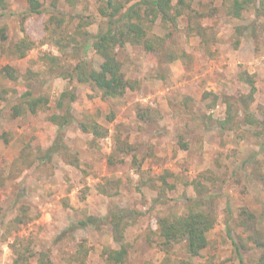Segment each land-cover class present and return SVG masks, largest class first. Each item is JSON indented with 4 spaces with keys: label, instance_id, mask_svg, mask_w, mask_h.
I'll use <instances>...</instances> for the list:
<instances>
[{
    "label": "rangeland",
    "instance_id": "rangeland-1",
    "mask_svg": "<svg viewBox=\"0 0 264 264\" xmlns=\"http://www.w3.org/2000/svg\"><path fill=\"white\" fill-rule=\"evenodd\" d=\"M39 1L46 11L27 16L26 32L35 44L23 57L15 46L25 35L21 23L28 0H7L8 9H0V264H15L17 250L27 248L48 251L55 264H70L81 242L89 249L84 264H106L104 249L119 247L106 218L117 207L134 214L125 230L124 264L160 263L166 253L159 245L158 219L186 212L188 198H202L215 224L199 256H191L185 242L175 243L170 255L176 263L264 264L259 3L234 16L233 0H186L190 7L177 28L160 18L153 24L151 33L163 39L158 51L129 44L117 48L126 77L139 87L122 98L104 99L66 75L80 59L100 61L92 38L85 41L83 34L107 29L100 1ZM54 9L65 23L52 33L46 21ZM6 65L15 68L16 79L1 73ZM241 71L257 79L247 108L242 100L249 88L239 79ZM66 90L77 99L71 103L74 120L61 130L49 116L62 112L56 104ZM26 91L48 95L50 102L35 114L15 117L12 108ZM229 102L235 106L231 119ZM147 106L158 113L151 121L139 117ZM111 111L114 121L106 118ZM87 119L107 126L109 135L94 143L78 124ZM116 137L134 145V153L115 152ZM58 144L59 152L50 150ZM74 157L79 165L71 163ZM87 216L99 220L76 226ZM36 258L26 264H37Z\"/></svg>",
    "mask_w": 264,
    "mask_h": 264
},
{
    "label": "trees",
    "instance_id": "trees-1",
    "mask_svg": "<svg viewBox=\"0 0 264 264\" xmlns=\"http://www.w3.org/2000/svg\"><path fill=\"white\" fill-rule=\"evenodd\" d=\"M99 1L101 3L99 11L103 16L108 18V27L106 30H99L96 35H90L88 31H85L83 34L86 36L85 41L92 38L93 50L99 56L100 61L96 64L87 58L80 59L66 75L67 77L70 76L72 79H76L80 83L89 84L93 90L101 92V96L104 99L122 98L129 90L137 89L139 82L126 77L123 71V63L118 57L117 48H123L129 44L143 46L148 52L158 51L163 39L157 34L151 33L153 24L160 18L163 23L174 25L177 28L179 17L184 15L185 9L189 8L190 4L186 0H178L177 4H173V0H136L127 7L128 3L132 0ZM257 2L259 3V6H256L257 11L259 14L264 15V0H233L229 11L234 16H240L244 9L255 4L257 5ZM28 3L29 8L25 12L21 23L25 35L15 46L16 52L21 57L25 56L26 52L35 44L32 37L26 32L25 21L27 16L30 13L42 14L46 11L42 2L39 0H28ZM0 9L4 11L8 9L7 0H0ZM48 14L49 17L46 21V27L50 32L55 33L65 23V16L59 10L55 9L49 11ZM146 18L148 22H145ZM85 23L87 24V21ZM1 73L10 79L17 78L15 68L10 65L4 66ZM239 79L249 88L248 94L242 100L247 108L249 102L254 99L257 89V79L247 71H241ZM76 99L77 96L73 91H64L56 104L57 108L62 112L49 116L50 121L57 124L61 130L74 120L71 103L75 102ZM49 102L50 98L48 95H35L31 91H26L21 95V101L13 106V116L18 117L28 111L35 114L39 109L47 106ZM234 107L233 103H228L227 119L232 118ZM155 115H158L156 108L150 106L140 108L139 117L144 121L153 120ZM261 115L263 116L261 123L264 124V108ZM115 116L113 111L106 114V118L109 121H114ZM248 119L249 123L260 122L257 118ZM227 121H225L224 125L228 123ZM78 124L84 133L92 135V141L94 143L99 142L101 138L109 135V128L96 119L79 121ZM62 135L60 133L58 136L59 140L62 138ZM180 143L186 149L187 145L184 141ZM135 149L134 145L116 137L115 152L130 154L134 153ZM50 150L59 152V144L57 146L54 145ZM108 157L109 163H114V155ZM78 161V158L74 157L71 163L79 165ZM138 167L141 169L140 165ZM163 182L167 183L165 178ZM101 192L105 195L109 193L106 189H103ZM187 205L186 212L182 214L159 217L158 234L162 239L159 245L165 251L166 256L157 264H189L186 260H181L178 263L173 260L170 254L175 243L185 242L188 253L191 256H199L202 250L208 245L207 232L215 224V218L212 216V212L203 208L205 204L202 198H188ZM1 212L2 208L0 207ZM106 218L110 221L113 236L119 244L118 248L107 247L104 249L103 254L106 264H124L129 255V244L125 241V230L131 221L134 220V214L132 211L117 207L116 210L110 211ZM98 220V217L87 216L86 219L80 220L77 225L74 224L73 226L84 227L88 224H96ZM88 250L83 242L79 243V249L74 258L70 260V264H74V262L84 264V257L87 256ZM17 252L18 256L15 259V264H26L34 256L37 257V264H55L49 252L45 250L37 251L32 248H27L17 250Z\"/></svg>",
    "mask_w": 264,
    "mask_h": 264
}]
</instances>
